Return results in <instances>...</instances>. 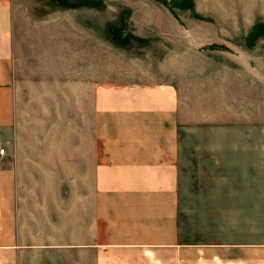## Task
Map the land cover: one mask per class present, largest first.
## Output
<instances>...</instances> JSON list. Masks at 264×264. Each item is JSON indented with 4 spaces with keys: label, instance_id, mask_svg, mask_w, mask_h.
Segmentation results:
<instances>
[{
    "label": "crops",
    "instance_id": "obj_1",
    "mask_svg": "<svg viewBox=\"0 0 264 264\" xmlns=\"http://www.w3.org/2000/svg\"><path fill=\"white\" fill-rule=\"evenodd\" d=\"M13 60L12 6L0 0V264L38 251L54 264H264L263 241L193 239L184 226L179 130L198 120L178 86L104 80L103 67L80 65L26 93ZM28 132L37 143H24ZM45 134L61 144L39 145ZM19 168L35 170L30 203ZM44 168L55 176L40 178ZM72 207L77 225L65 219Z\"/></svg>",
    "mask_w": 264,
    "mask_h": 264
},
{
    "label": "rangeland",
    "instance_id": "obj_2",
    "mask_svg": "<svg viewBox=\"0 0 264 264\" xmlns=\"http://www.w3.org/2000/svg\"><path fill=\"white\" fill-rule=\"evenodd\" d=\"M10 2L19 90L63 82L80 65L103 67L104 80L178 86L198 120L179 130L184 226L193 239L264 242V0ZM38 143L61 141L45 134ZM34 171L16 170L24 204ZM55 171L40 169L38 176L47 180ZM70 172L73 181L77 169ZM70 216L77 225L76 208ZM26 261L56 263L43 251L27 253Z\"/></svg>",
    "mask_w": 264,
    "mask_h": 264
},
{
    "label": "built area",
    "instance_id": "obj_3",
    "mask_svg": "<svg viewBox=\"0 0 264 264\" xmlns=\"http://www.w3.org/2000/svg\"><path fill=\"white\" fill-rule=\"evenodd\" d=\"M6 155L5 149L0 148V159H2Z\"/></svg>",
    "mask_w": 264,
    "mask_h": 264
}]
</instances>
